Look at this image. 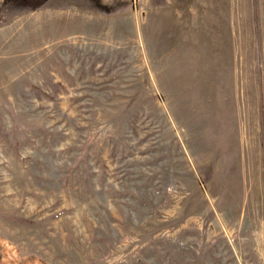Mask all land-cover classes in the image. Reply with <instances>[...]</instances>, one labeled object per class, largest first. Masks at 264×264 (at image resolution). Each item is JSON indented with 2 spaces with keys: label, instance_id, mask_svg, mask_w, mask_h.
<instances>
[{
  "label": "rangeland",
  "instance_id": "obj_1",
  "mask_svg": "<svg viewBox=\"0 0 264 264\" xmlns=\"http://www.w3.org/2000/svg\"><path fill=\"white\" fill-rule=\"evenodd\" d=\"M0 264H264V0H0Z\"/></svg>",
  "mask_w": 264,
  "mask_h": 264
},
{
  "label": "bare ground",
  "instance_id": "obj_2",
  "mask_svg": "<svg viewBox=\"0 0 264 264\" xmlns=\"http://www.w3.org/2000/svg\"><path fill=\"white\" fill-rule=\"evenodd\" d=\"M6 38H7V37H6ZM12 40H13V39H12ZM12 40H11V41H12Z\"/></svg>",
  "mask_w": 264,
  "mask_h": 264
}]
</instances>
